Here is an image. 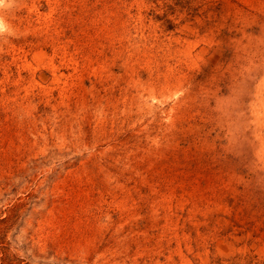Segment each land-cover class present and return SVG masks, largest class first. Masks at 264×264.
Wrapping results in <instances>:
<instances>
[{
  "label": "rangeland",
  "instance_id": "obj_1",
  "mask_svg": "<svg viewBox=\"0 0 264 264\" xmlns=\"http://www.w3.org/2000/svg\"><path fill=\"white\" fill-rule=\"evenodd\" d=\"M0 264H264V0H3Z\"/></svg>",
  "mask_w": 264,
  "mask_h": 264
},
{
  "label": "clouds",
  "instance_id": "obj_2",
  "mask_svg": "<svg viewBox=\"0 0 264 264\" xmlns=\"http://www.w3.org/2000/svg\"><path fill=\"white\" fill-rule=\"evenodd\" d=\"M3 2V0H0V3H2Z\"/></svg>",
  "mask_w": 264,
  "mask_h": 264
}]
</instances>
